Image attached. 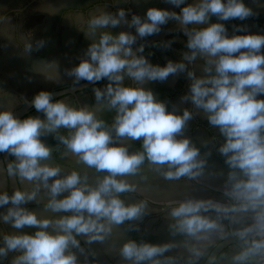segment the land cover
<instances>
[{
    "label": "clouds",
    "instance_id": "obj_1",
    "mask_svg": "<svg viewBox=\"0 0 264 264\" xmlns=\"http://www.w3.org/2000/svg\"><path fill=\"white\" fill-rule=\"evenodd\" d=\"M179 12L148 7L143 16L124 8L115 13L101 11L88 21L85 35L91 38L79 62L66 69L74 82L96 84L107 81L104 88L93 89L95 101L102 109L114 112L107 123L98 110L73 106L53 99L51 92L40 90L30 105L41 115L19 118L10 109L0 110V153L14 157L6 166L9 177L28 181L30 190L16 188L9 195L0 192V219L15 229L26 226L33 233H5L0 243V258L16 253L10 264H77L70 248H79L78 236L88 242L103 241L112 226L141 218L144 203L125 204L120 193L135 191L123 177L135 174L147 159L157 166L165 179L201 174L204 160L187 137H180L193 112L184 108L177 113L167 110L147 81H166L170 76L186 74L188 90L182 102L206 114L208 123L219 130L224 142L219 152L232 170L229 195L236 201L230 206L212 201L187 199L170 210L173 234L205 239L204 234L218 228L216 220L202 213L210 209L225 215L253 213V223L237 233L246 247L234 254L235 264H249L253 257L264 262V34L235 26L229 35L226 21H245L255 15L244 0H167ZM215 17V20H212ZM170 21L179 25L186 37L185 48L177 61L152 63L144 55L141 40L159 34ZM126 24L132 31L113 33L109 29ZM172 41L158 46L169 48ZM43 41H37L36 47ZM32 45L25 46L31 51ZM202 61V74L192 65ZM132 83L125 84V80ZM61 129L67 134H62ZM51 135L78 163L104 175L95 185L73 169L61 176L60 168L47 161L52 148L42 137ZM180 137V138H178ZM140 140L142 150L129 152L118 139ZM162 166H166L163 167ZM48 193L45 207L59 215L39 217L24 207L36 199L40 187ZM52 231H49V229ZM252 239L249 240V237ZM175 245L171 242L149 243L125 240L120 255L130 264H174L166 256ZM196 257L203 253L191 249Z\"/></svg>",
    "mask_w": 264,
    "mask_h": 264
}]
</instances>
